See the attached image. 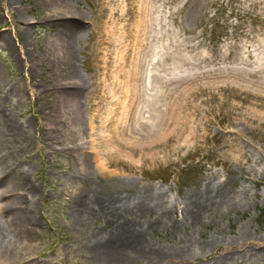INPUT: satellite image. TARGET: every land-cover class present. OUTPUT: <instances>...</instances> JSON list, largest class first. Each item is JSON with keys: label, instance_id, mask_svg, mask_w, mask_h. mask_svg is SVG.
Masks as SVG:
<instances>
[{"label": "rangeland", "instance_id": "374dc122", "mask_svg": "<svg viewBox=\"0 0 264 264\" xmlns=\"http://www.w3.org/2000/svg\"><path fill=\"white\" fill-rule=\"evenodd\" d=\"M63 1L70 10L49 0H0V146L13 187L23 186V175L33 185L18 192L36 221L19 235L0 210V264H99L94 244L112 237L115 246L118 223L85 212L111 195L157 198L161 208L130 215L144 222L164 211L147 237L169 250L190 246L189 258L170 264H212L223 253V264H264L241 256L264 243V0ZM78 24L63 52L59 37ZM133 71L135 83L146 80V97L173 92L169 103L193 105L182 138L165 132L145 150L128 134L125 146L110 141L130 116L149 119L145 97L111 103L110 90ZM74 141L80 149L70 152ZM217 197L231 203L194 214Z\"/></svg>", "mask_w": 264, "mask_h": 264}, {"label": "bare ground", "instance_id": "6f19581e", "mask_svg": "<svg viewBox=\"0 0 264 264\" xmlns=\"http://www.w3.org/2000/svg\"><path fill=\"white\" fill-rule=\"evenodd\" d=\"M49 3L51 4V6L53 5L58 10H70V8L72 7L70 4L66 3L63 0H49ZM68 16H72V18H76V20L78 18L73 14H70ZM76 20H73V23H77ZM79 30L80 29L78 24L75 26L74 29L72 28V32H69L70 35L68 33V35L66 36L64 35L61 38L59 37V44L63 52L70 51V36L75 32H78ZM3 40H5L4 42L9 43L8 39L4 38ZM66 60L67 66L70 67V72L68 73L67 77L70 78L74 76L75 69L72 64V58H68ZM136 76V71L125 74L119 86L116 89L110 90L111 103L119 104L125 99H130L131 102L133 100L143 104V102H146L147 99L150 101L149 105L151 108L150 115L148 116L149 119H137L136 116L131 114L132 116L130 117H133L132 121H128L125 127H120L118 130H115L110 136V141L115 146L122 147L127 144L124 141L125 136L132 137L134 139H140L141 146H143L142 149L145 150L146 145H149L152 141H154V138H156L157 135H161L165 132H169L171 135H174L177 138H182V136L185 135L186 131L188 129L190 130L189 122L191 121V119L189 118V114L186 113L185 110L188 109L192 104L187 102L180 103V101L176 99V101L172 100L170 102L171 104H173L172 106H170L168 98L173 92L168 93L166 96L165 94H163V92H156L154 97H146V87L142 86L144 85L146 80H142V83L139 85L137 84L138 82L135 83L134 81ZM81 79V76H79L78 74L75 75L74 80H77L78 83L82 82ZM77 89L80 90L79 87ZM68 95H70V93H68ZM74 95L72 96L73 98L76 97V95L75 97ZM143 97H145L146 99L143 100ZM163 99L166 100L164 103L161 104L160 101H162ZM77 101H79V99L76 98V106L79 104V102ZM179 103L183 105V113L176 112V108ZM194 107L196 106L194 105ZM194 131L195 130H193L192 133L190 131L186 137L191 136V134L193 135L195 133ZM116 133H119L120 136H116ZM2 134L5 138L6 136L4 135L3 131ZM123 134L128 135H125L123 139V137L121 138ZM122 143H124V145ZM78 149H80V147L77 141H74V143L69 146L70 152H76ZM3 151L4 149H2L0 146V181L2 180V183L4 185L0 190V196L1 198L5 197V200L0 202V210L4 214L7 211L9 212V215H7L10 218L6 217L7 225H15L16 233H18L19 235L25 234L29 230V228L32 227L31 222L36 221L34 219H31V217H28L27 211H25L26 209L20 204L19 199H21L22 197L18 191H20V189H27L29 191H32L33 185L27 183L24 180L23 175V186L20 187L18 182V189L13 187L12 180L8 177V175L6 176V173L10 166V161L5 158L8 156L6 155L7 153ZM83 164L84 163H78L77 165H80V168H83ZM80 168L76 169V173H73V177H76L77 183H80L83 180V176L85 174ZM19 175L22 176V174ZM100 198L103 200L96 202L99 206L96 208L97 210H95L94 208H90L89 210H86L85 215L90 216L91 214H105V216L112 217L113 219H115V221L118 223V229L115 233V237L113 238L118 237L119 240L117 241V244L115 246L110 244L113 240L111 239L112 237L106 239L105 241H102L103 243L96 242L94 244L98 245V247H94L93 256L99 264H123L127 260H131L134 258L140 259L141 257H145L147 259L148 264H170L177 262V259L182 258L181 260H183V257H190L187 252L189 250L188 248L190 247L188 244L187 246L179 247L177 250H169L167 248L157 245L154 242H151V240L147 237L148 228L158 225L160 222L165 220L163 214L164 211L160 209L161 212H158L159 214L156 217L152 218L151 220H145L144 222H140L139 220H137L136 215H130L135 212L148 213V211H153L154 209L161 208L157 206L158 203L157 200H155L157 198H144L141 197V195L138 197L111 195L110 197L107 196V198H105L104 196H101ZM81 202H83V199L81 198L80 201L79 197L78 204L80 205ZM229 203H231V201L229 199H224L223 197L202 200L198 203L197 209H195L194 214L203 216L209 211L215 213L223 209V207H225ZM90 210H93V212ZM179 222L183 224L182 221ZM181 223H178L176 225L178 226ZM4 230L6 229L3 227V225L0 224V232L3 233ZM8 234L15 235V233L13 234L11 232H8ZM5 236L6 234L4 235V237ZM127 241L130 243V245L128 246L129 252H124L122 245ZM263 244V242H260L258 246H254L256 248L255 250L251 248L245 249L243 252H241V256L247 253L250 254L251 258L254 259L259 260L264 258ZM246 250H248L249 252ZM228 256L229 253H223L221 257H219V259L216 258L214 260L215 262H213L212 264H223L225 262V259L223 260V258H227ZM240 264H243V262H241Z\"/></svg>", "mask_w": 264, "mask_h": 264}]
</instances>
